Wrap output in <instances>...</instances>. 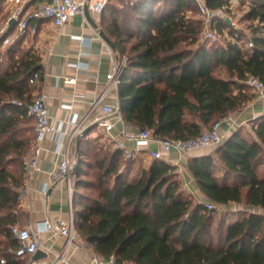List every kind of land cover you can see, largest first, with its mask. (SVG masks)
Returning a JSON list of instances; mask_svg holds the SVG:
<instances>
[{
  "label": "trees",
  "instance_id": "16d2710c",
  "mask_svg": "<svg viewBox=\"0 0 264 264\" xmlns=\"http://www.w3.org/2000/svg\"><path fill=\"white\" fill-rule=\"evenodd\" d=\"M227 2L206 0L213 9ZM191 7L197 8L193 0H137L101 12L102 29L118 56L127 58L120 74L122 119L156 138L199 136L254 98L243 88L249 75L264 83V35L257 33L264 29V0H248L243 14L254 24L251 48L243 32L223 22L217 30L227 27L231 41L202 40V21L187 14ZM6 34L0 33V259L26 264L15 254L19 243L10 227L28 219L18 195L35 135L27 104L43 66L39 51L22 48L25 36L3 46ZM218 68L228 78L216 75ZM35 72L37 80L29 82ZM250 121L251 133L240 126L214 154L187 160L196 185L215 205L234 202L264 210V173L259 172L264 115ZM87 134L78 145L76 176L92 148ZM93 151L89 158L95 170L88 185L93 192L80 195L77 189L84 181L76 182L72 208L74 228L96 255L113 256L116 264H264V214L221 218L213 230L215 208L183 189L175 165L153 158L128 180L120 170L126 164L121 148Z\"/></svg>",
  "mask_w": 264,
  "mask_h": 264
},
{
  "label": "crops",
  "instance_id": "0c3cea01",
  "mask_svg": "<svg viewBox=\"0 0 264 264\" xmlns=\"http://www.w3.org/2000/svg\"><path fill=\"white\" fill-rule=\"evenodd\" d=\"M89 16L96 22L97 28L86 16L75 15L59 28L54 27L49 21L40 23L39 32L36 35L40 40L38 48L40 47L39 53L43 70L42 79L36 81V88L33 92L37 93L40 90L45 92L50 121L56 129L63 128V130L59 135L56 131L53 135L48 134L45 138L40 170L35 172L26 184L28 195L27 199L21 202V206L27 212L26 225L33 228L47 217H60L63 220L70 218L68 184L64 180H60L48 189L47 194L42 192V187L48 181L49 172L60 158L55 151L57 137L63 144L68 140L71 126L66 124V121L70 113L83 114L85 112L92 99L106 84L107 74L118 57L116 50L109 47L96 34L99 28H102L101 13H89ZM78 36H82V38ZM76 63L79 66H76ZM65 76L75 77L76 82L74 84L66 83ZM105 101L110 104L118 102L117 89H111L106 95ZM261 115H264V92L262 95L256 93L254 99L244 105L241 110L229 114L222 121L220 125L222 141H225L237 127ZM123 128L137 130L131 125L118 121L111 131L105 132L101 129L100 131L104 134L105 144L110 145L111 148H117V139H122L129 149L136 147L132 158L126 161V164L120 169L130 180L137 175L141 168L147 167L153 160L149 153L150 149H159L160 145L155 140L137 145L134 141L123 139L120 135ZM92 136L94 133L89 131L87 137ZM215 148L216 146L193 148L182 154L175 150L163 153L162 159L177 167L183 189L191 193L197 201L206 202L207 198L193 180L187 167V160L191 156L214 154ZM77 149L75 138L69 148L72 163L76 160ZM39 237L44 245L41 250L49 252L50 255L60 251L65 242L64 237L61 236L47 238L45 233H41ZM74 237L76 245L70 246L66 252V257L71 264H116L96 255L92 248L84 243L76 229ZM95 258L98 262L94 261Z\"/></svg>",
  "mask_w": 264,
  "mask_h": 264
},
{
  "label": "built area",
  "instance_id": "2783aa9c",
  "mask_svg": "<svg viewBox=\"0 0 264 264\" xmlns=\"http://www.w3.org/2000/svg\"><path fill=\"white\" fill-rule=\"evenodd\" d=\"M9 7L10 14L3 27L0 29V33H5L8 28V22L11 18L16 20L14 27L7 33L3 39L2 45H8L22 36H36L39 32L40 23L44 21L51 22L54 27L59 28L66 23L70 18L75 15H84L85 7L88 13H101L103 5L106 0H4ZM137 1V0H132ZM197 6L199 14L202 17L204 29H202L201 39L218 42V30L217 25L220 22L228 24L234 30L238 31V27L234 21L227 23L230 19V9L232 4L238 0H228L227 4L218 8H210L206 0H193ZM248 3V2H247ZM225 33L229 38L228 28ZM223 29V30H224ZM218 32H217V31ZM257 33L264 35V29L259 30ZM99 38V32H96ZM247 38L246 46L248 48L253 47L252 31L244 33ZM82 38V36H78ZM102 39V38H101ZM103 40V39H102ZM222 42L221 44H224ZM38 43L33 44V48L36 49ZM127 62L125 56H118L111 70L107 74V82L104 87L97 93V95L90 102L89 107L83 114H77L71 112L66 124L71 126L68 140L65 144L57 137V143L55 151L59 155V160L54 164L52 170L49 172L48 181L43 185L42 192L47 194L48 189L60 180H64L69 187V208L70 218L63 220L60 217L45 218L39 222L36 227L31 226H19L13 224L10 227L11 234L18 240V247L15 250V254L19 258H27L26 264H71L66 257V252L70 246H75V228L73 222L72 213V178L74 176L73 168L75 162L72 163L69 154V148L72 140L79 135L83 129L90 127V130L96 126L99 129L109 132L113 128L114 124L118 121L124 122L121 116V112L118 108V102L110 104L105 101L106 95L111 89H117L119 83L120 74ZM79 66V64H75ZM39 74L35 72L30 78L29 82L37 80ZM64 81L66 83L74 84L76 78L73 76H65ZM245 82L251 87V89L262 95L264 92V83L256 76L249 75ZM27 112L34 119V142L24 159L23 175L24 185L19 190L18 200L21 203L27 199L28 189L27 182L33 176L35 172L40 170L41 154L44 149L43 142L48 134L53 135L58 131V135L62 133L63 128H55L50 121V115L46 105V94L43 90L38 91L31 101L27 104ZM221 120L215 122L211 128L204 129L201 134L194 138L189 139H170V138H156L153 136L149 129L142 130H126L123 128L120 131V135L123 139L134 141L137 145L146 144L150 140H155L160 145L159 149H150L149 153L152 158H162L163 153L175 150L179 154L187 152L193 148H207L214 147L221 143L222 134L220 133ZM64 126V125H63ZM116 147L123 150V155L128 161L132 158L135 148L129 149L122 139H117ZM208 209L215 208V204L211 201L205 202ZM45 233L47 238H55L57 236L64 237V245L58 252H53L51 255L46 252L47 255L40 259H33V254L38 249H43L44 245L39 237V234ZM109 261L114 262L113 256L108 258ZM98 262L97 258L94 259ZM4 260L0 259V264H3Z\"/></svg>",
  "mask_w": 264,
  "mask_h": 264
},
{
  "label": "rangeland",
  "instance_id": "374dc122",
  "mask_svg": "<svg viewBox=\"0 0 264 264\" xmlns=\"http://www.w3.org/2000/svg\"><path fill=\"white\" fill-rule=\"evenodd\" d=\"M131 1L132 0H106V3L103 5L102 10L104 8V10L106 11V10H108L109 7H114V8H117L120 10V9L124 8L125 6L127 7ZM35 2H38V0H36ZM247 2H248L247 0H242V1L238 0L237 2L233 3L232 7L230 9V14L228 15V16H230V19L227 20V23H231V21H234L238 27V31H241L243 33H246L249 30L254 28V24H251V22H249L248 20L243 19V14L248 9V3ZM102 10H101V12H102ZM9 14H10V10H9V7L7 6V3L4 0H0V29L3 27V25L5 23V17H8ZM108 14H109V11L105 12V16H107V19H108ZM187 14L189 16H192L195 19L202 20V17L199 14V11L196 7H191V10H188ZM122 17H123V15H119V18H122ZM100 24H101V20H100ZM202 25H203V22H202ZM202 29H204V25H203ZM225 33H227L226 29H224L222 32H218L219 41L217 43L221 44L222 42L232 40V38H229ZM38 41H40L38 36L26 35L24 37L21 45H22V48H25V49L28 48L29 46H32V48H33V44L38 43ZM33 50H35L37 52L40 50V47L39 48L37 47L36 49L33 48ZM215 74L220 76V77H223V78H228V74L223 68L216 69ZM243 88H244L245 92L253 93L254 97H255L256 92H254L246 82L243 83ZM33 124H34V122H33ZM242 128L244 129V131L246 133H251V121L250 120L247 121L244 125H242ZM90 131H91V133H94V136L89 137L92 139L91 140L92 148L89 150L88 155L84 156L85 161H84V164H83V167L80 171L79 176H76L74 173V176L72 178L73 179L72 180V187L74 185H76V182H79L80 180L84 181L83 185H80L77 189L80 195L91 194L93 192L90 189V187H88V185L90 184V182L93 181L92 174H93L95 169L91 165L92 160L89 158V156H91L93 154V152H94L93 150L95 149V147L96 148L102 147L104 149L110 148V145L105 144L104 134L102 133V131H100V129L98 127L94 126ZM27 155L28 154H26V156ZM263 161H264V158H263ZM122 166L123 165L120 166V169L122 168ZM259 172L264 173V162H263V165L259 166ZM112 176L113 175L108 176V182L109 183L111 182ZM77 197H80V196L77 195ZM241 209H242V211H241ZM243 210H246V211H243ZM215 211L216 212L214 214V224L212 227L213 230H215V228H216L215 221H217L218 219H221V218H225L227 220L230 217H232L234 214H237V213L242 214L243 212L248 213L250 211H256V212L264 214V210H262V209L250 208V207L243 205V203H234V202H230L228 204H218V205L216 204L215 205ZM16 224H18L19 226H26L25 222L23 224L22 223H16ZM26 260H27V258H26Z\"/></svg>",
  "mask_w": 264,
  "mask_h": 264
},
{
  "label": "water",
  "instance_id": "95a60500",
  "mask_svg": "<svg viewBox=\"0 0 264 264\" xmlns=\"http://www.w3.org/2000/svg\"><path fill=\"white\" fill-rule=\"evenodd\" d=\"M84 14L85 16L89 19V21L91 22V24L97 28V24L96 22H94L90 16H89V13H88V10L87 8L85 7L84 9ZM16 24V20L14 18H11L8 22V28L6 30L5 33H8L13 27L14 25ZM99 32V35L100 37L104 40V42L109 46L111 47L113 50H115V44L114 42L108 37V35L104 32V30L102 28H99L98 30ZM117 97H118V108H119V111H121L122 109V99H121V85H120V78H119V83L117 84ZM90 131V127H86L85 129L82 130V132L76 136V147L78 148V145H79V142H80V139L85 136L88 132ZM47 255V253L41 249H38L34 254H33V259H40L42 257H45Z\"/></svg>",
  "mask_w": 264,
  "mask_h": 264
}]
</instances>
